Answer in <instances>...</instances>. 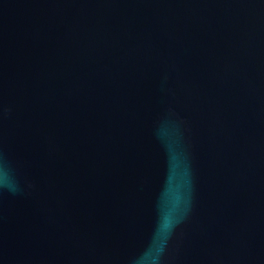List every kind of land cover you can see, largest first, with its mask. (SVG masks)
Returning <instances> with one entry per match:
<instances>
[{"label":"water","instance_id":"water-1","mask_svg":"<svg viewBox=\"0 0 264 264\" xmlns=\"http://www.w3.org/2000/svg\"><path fill=\"white\" fill-rule=\"evenodd\" d=\"M264 264V0H0V264Z\"/></svg>","mask_w":264,"mask_h":264},{"label":"clouds","instance_id":"clouds-1","mask_svg":"<svg viewBox=\"0 0 264 264\" xmlns=\"http://www.w3.org/2000/svg\"><path fill=\"white\" fill-rule=\"evenodd\" d=\"M163 251V243H160L159 246L156 248L157 256L153 258V264H156V261L159 259V253Z\"/></svg>","mask_w":264,"mask_h":264}]
</instances>
